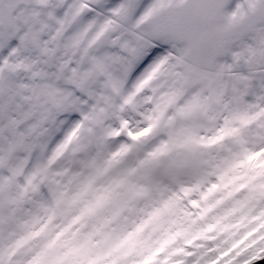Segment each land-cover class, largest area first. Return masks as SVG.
Masks as SVG:
<instances>
[{"label":"snow or ice","instance_id":"6c2138e0","mask_svg":"<svg viewBox=\"0 0 264 264\" xmlns=\"http://www.w3.org/2000/svg\"><path fill=\"white\" fill-rule=\"evenodd\" d=\"M0 264H264V0H0Z\"/></svg>","mask_w":264,"mask_h":264}]
</instances>
